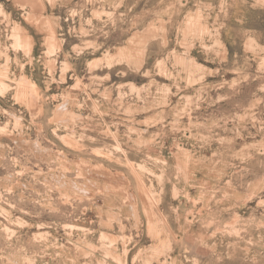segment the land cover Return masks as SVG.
<instances>
[{
  "label": "rangeland",
  "instance_id": "obj_1",
  "mask_svg": "<svg viewBox=\"0 0 264 264\" xmlns=\"http://www.w3.org/2000/svg\"><path fill=\"white\" fill-rule=\"evenodd\" d=\"M0 264H264V0H0Z\"/></svg>",
  "mask_w": 264,
  "mask_h": 264
}]
</instances>
